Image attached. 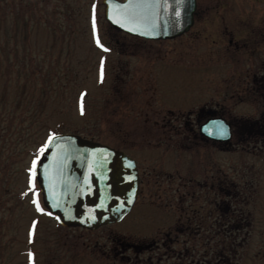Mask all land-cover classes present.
<instances>
[{"label": "rangeland", "instance_id": "1", "mask_svg": "<svg viewBox=\"0 0 264 264\" xmlns=\"http://www.w3.org/2000/svg\"><path fill=\"white\" fill-rule=\"evenodd\" d=\"M197 10L212 12L195 24L207 39L142 41L108 25L102 0H0V117L11 112L12 117L23 118L28 112L24 125L33 127L3 213L6 236L0 264H106L96 249L82 242L98 237L102 242L107 234L133 241L158 239L160 232L172 230L179 213L177 195L172 193L177 181L167 182L166 171L175 179L179 174L190 177V189L197 194L191 208L207 210L211 194L204 197L196 180L206 181L204 170L214 171L215 163L222 173L242 175L254 183L253 232L244 264H264V155L252 157L231 142L234 148H223L217 155L210 145L201 153L191 148L187 162L182 153L173 152L168 130L155 125L169 110L186 113L205 102L218 101L229 121L239 114L251 115L244 113L246 105L236 107L231 97V77L238 70L244 72L247 64L238 69L221 65L209 45L219 21L215 11L225 12L229 21L233 12L258 20L264 15V0H198ZM188 41L193 42L191 49L201 48L202 63L172 64L184 56ZM64 132L122 149L139 168L160 171L161 186L168 193L158 199L143 190L120 222L94 231L61 226L43 207L33 161L48 135ZM145 181L153 184L150 177Z\"/></svg>", "mask_w": 264, "mask_h": 264}, {"label": "water", "instance_id": "2", "mask_svg": "<svg viewBox=\"0 0 264 264\" xmlns=\"http://www.w3.org/2000/svg\"><path fill=\"white\" fill-rule=\"evenodd\" d=\"M103 17L114 29L149 40H167L193 25L196 0H102ZM199 133L229 142L230 125L208 118ZM46 146V147H45ZM34 167L44 207L63 227L96 230L121 221L139 191L136 161L122 150L74 133L47 137Z\"/></svg>", "mask_w": 264, "mask_h": 264}, {"label": "flooded vegetation", "instance_id": "3", "mask_svg": "<svg viewBox=\"0 0 264 264\" xmlns=\"http://www.w3.org/2000/svg\"><path fill=\"white\" fill-rule=\"evenodd\" d=\"M206 13L211 14L212 12H200L197 10L196 5V10L193 14V25L190 29L178 37L163 41H175L184 36H188V38L192 39L203 37L202 28H196L195 24L201 22L204 18L208 19ZM213 14L218 17L219 21L217 27H215L216 33L215 35L213 34L214 40L210 42L211 45H209V47H212L211 49L215 48L216 59L220 61L221 65H230L236 69L239 65L247 64V69L244 72L238 70L231 77V97L234 99L236 107L246 105L248 109H246L244 113L251 115L241 118L239 114L233 121H229L222 116L223 110L218 101L214 103L205 102L203 105H198L196 108L194 107L195 109L190 107L186 113H179L180 110L177 113L173 110L167 111V116L162 120L161 124L155 122L156 128L159 126L168 130L166 132L169 134L167 135V141L173 143V152H175L176 155L182 153L184 158L188 159L187 162L190 160L191 148L194 147H197V152L200 150L201 153L206 146L210 145L214 148L215 155L221 153L223 142L207 139L199 133V126L206 119L215 117H222L228 122L232 133L231 140L234 139L237 143H244V141H246V144L249 146L248 153L252 157L264 155V15L259 16L258 20H253L252 18L249 20L242 17L239 18L238 13L236 12L235 14V12H233L232 22L224 17L223 14H225V12L223 11L217 10ZM230 22L234 25L233 27H229ZM137 38L142 41H162ZM204 38L207 39V37H203L202 39L204 40ZM192 44L193 42L191 43V41L185 42L183 46V49H185L183 52L184 56L172 64H179L181 61H187L190 64L202 63L203 53L201 48L195 47L191 49ZM159 143L161 144V142ZM212 155L213 154H210L211 157ZM205 156L206 158L207 156L209 157V155ZM135 161L139 176L138 196L143 190L147 189L151 196H156L158 199H161L163 192L168 193L165 187L161 186L164 180L159 179V177L163 179L164 174L160 173V171H155L153 173L152 170L146 171V166L139 168L136 159ZM187 167L189 174V164ZM204 172L205 178L208 179L207 183L215 176V192L219 197L221 194V185L219 181L221 166L215 163L214 171H209L207 167ZM183 176L179 174L175 179L173 173H169L168 171L165 173V180L167 182L177 181V188H175L172 193L173 195H177L179 213L175 223L172 224L173 226L178 222H189L191 215L196 212L193 211L190 204L191 199L195 198L197 195L196 191L190 189L191 178H184ZM145 177L152 178L153 184L146 185ZM196 182V185H198L196 187L200 189L203 182L197 180ZM209 187V191H211V184ZM205 191L207 190L203 192ZM161 233L162 232H160L159 235ZM117 236L119 235L107 234L105 241L100 242L98 237L82 242V244L84 247L96 249L98 254L106 260L104 261L101 258L106 264H109V262L116 263V261L110 260V255H114V257H118L128 264L131 261L132 255L138 256L139 254L145 253L149 246L143 243L145 240H148L146 237L138 239L136 243L142 245L140 246L132 241L127 243Z\"/></svg>", "mask_w": 264, "mask_h": 264}, {"label": "trees", "instance_id": "4", "mask_svg": "<svg viewBox=\"0 0 264 264\" xmlns=\"http://www.w3.org/2000/svg\"><path fill=\"white\" fill-rule=\"evenodd\" d=\"M26 114V117L30 116L28 112ZM12 115L10 112L6 118L0 117V245L6 236L3 213L8 209L12 177L20 156L26 151L29 130L33 128L32 125H24L26 117ZM231 142L232 146L238 145L248 152L246 141L233 143L231 140L222 148H234L230 146ZM219 179V197L215 192V176L209 183L206 179L200 186L201 190H207L203 193L204 197L211 194L207 210L200 212L196 209L189 222H178L172 230L162 232L158 239L145 240L143 243L149 245L146 252L132 255L128 264H244L247 259L246 245L253 232L250 203L254 183L242 175L230 176L222 171ZM247 191H251L249 196ZM117 237L127 243L138 241ZM110 260L116 261L112 264H126L114 255H110Z\"/></svg>", "mask_w": 264, "mask_h": 264}, {"label": "snow or ice", "instance_id": "5", "mask_svg": "<svg viewBox=\"0 0 264 264\" xmlns=\"http://www.w3.org/2000/svg\"><path fill=\"white\" fill-rule=\"evenodd\" d=\"M45 147H46V146H45ZM43 151H44V148L41 149V152H43ZM37 159H38V158H37ZM35 164H36V160L33 161V165H34V166H35Z\"/></svg>", "mask_w": 264, "mask_h": 264}]
</instances>
